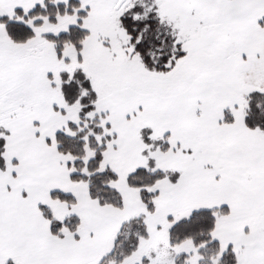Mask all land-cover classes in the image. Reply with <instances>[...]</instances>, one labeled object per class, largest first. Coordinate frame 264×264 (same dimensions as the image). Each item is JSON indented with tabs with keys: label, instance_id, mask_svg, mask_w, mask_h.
<instances>
[{
	"label": "snow or ice",
	"instance_id": "6c2138e0",
	"mask_svg": "<svg viewBox=\"0 0 264 264\" xmlns=\"http://www.w3.org/2000/svg\"><path fill=\"white\" fill-rule=\"evenodd\" d=\"M0 264H264V0H0Z\"/></svg>",
	"mask_w": 264,
	"mask_h": 264
}]
</instances>
